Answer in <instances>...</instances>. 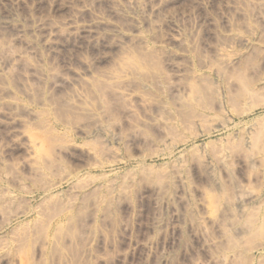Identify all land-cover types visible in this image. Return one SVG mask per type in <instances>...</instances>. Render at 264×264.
Wrapping results in <instances>:
<instances>
[{
	"label": "rangeland",
	"instance_id": "1",
	"mask_svg": "<svg viewBox=\"0 0 264 264\" xmlns=\"http://www.w3.org/2000/svg\"><path fill=\"white\" fill-rule=\"evenodd\" d=\"M0 23V264H264V0H0Z\"/></svg>",
	"mask_w": 264,
	"mask_h": 264
},
{
	"label": "bare ground",
	"instance_id": "2",
	"mask_svg": "<svg viewBox=\"0 0 264 264\" xmlns=\"http://www.w3.org/2000/svg\"><path fill=\"white\" fill-rule=\"evenodd\" d=\"M35 1V0H34ZM38 1V0H37ZM16 2V1H15ZM18 3V2H17ZM19 4V3H18ZM15 5H17V4H15ZM13 6V5H12ZM153 8V7H152ZM13 11V10H12ZM15 11V10H14ZM12 15H14V14H12ZM5 18V16H2V18ZM9 18L10 17H8V18H6V19H8L9 20ZM8 20H5V19H3L2 20V25L3 24H8ZM13 21V20H12ZM66 23H62V25L63 26H68V27H70L71 29H72V26L71 25H73L72 24V22L70 23V22H68V21H65ZM0 25H1V23H0ZM8 25H10V24H8ZM12 25V24H11ZM10 25V26H11ZM13 26H15V23H14V25ZM17 26V25H16ZM16 26H15V28H16ZM19 26V25H18ZM18 26H17V30L19 31V29H18ZM7 27V26H6ZM9 27V26H8ZM69 28V29H70ZM21 29V28H20ZM20 31H22V30H20ZM81 33L84 35V34H88L89 36L93 33H90V30H88L87 29V27L86 28H84V29H82L81 30ZM95 33V32H94ZM119 35H120V33H118ZM66 35H68V36H70V34H66ZM122 35V34H121ZM125 35V34H124ZM123 36V35H122ZM93 38V37H92ZM124 39V38H123ZM97 41V40H96ZM95 41V42H96ZM241 41H243V40H241ZM181 43V42H180ZM243 43H244V41H243ZM50 45V44H49ZM50 49V48H49ZM51 49H53L52 48V46H51ZM50 49V50H51ZM141 56L142 55H140V59L138 60H136L134 57H133V62L131 61V59H129V60H127L128 62L126 63V65L124 64V66H128V67H130L131 65H133V66H135L134 65V63H136V65H138V67L139 66H145V65H148V61H147V59H146V61H144L145 60V58H144V60H142L143 58H141ZM138 57H139V55H138ZM135 61V62H134ZM230 60H228L227 61V63L226 64H228V62H229ZM230 63V62H229ZM232 63V62H231ZM230 63V64H231ZM234 63V62H233ZM136 67V66H135ZM101 88V87H100ZM196 89V93H198V94H200L199 93V89H197V88H195ZM101 90V89H100ZM100 92H102V91H100ZM200 97H201V95H199ZM197 99H198V97H197ZM199 100H201V98H199L198 99V101ZM192 102H194V101H192ZM192 102H190L191 103V105H189L190 106V108L191 107H193V103ZM199 103V102H198ZM78 104H80V103H78ZM83 105V104H82ZM188 105V104H187ZM198 105V104H197ZM189 106H187V107H189ZM196 106V104L194 105V107ZM206 109H208V108H206ZM205 110V109H204ZM87 111H90L91 112V110H87ZM185 111H187V110H185ZM192 111H195V110H192ZM31 113H32V111H30ZM94 112V111H93ZM189 112V111H188ZM77 114V113H76ZM81 116H83L82 114H80ZM79 115V116H80ZM92 115H94V114H92ZM96 115V114H95ZM194 115H195V113H194ZM187 116V115H186ZM196 116V115H195ZM198 116H200V115H198ZM202 116V115H201ZM85 117H87V116H85ZM96 117V116H95ZM192 118V117H191ZM193 118H195L194 116H193ZM192 118V119H193ZM196 118H198V119H195L196 121H194V123H196L197 124V122L199 123L200 122V120H199V117H196ZM78 119V118H77ZM97 119V118H96ZM95 119V120H96ZM190 120V116H189V118H187L186 120L184 119V122L185 121H187V120ZM191 119V120H192ZM79 120V119H78ZM77 120V121H78ZM92 120V119H91ZM188 120V121H189ZM189 121L190 122V126L193 124H191V122L192 121ZM93 121V120H92ZM183 122V121H182ZM44 123V122H43ZM186 123H188V122H186ZM96 124V123H95ZM76 125V124H75ZM74 125V126H75ZM174 125V124H173ZM183 125V124H182ZM189 125H187V126H189ZM187 126H185V127H187ZM77 127V126H76ZM170 127V126H169ZM171 127H173L172 125H171ZM73 128V127H72ZM95 129H97V128H95ZM99 129V128H98ZM97 129V130H98ZM163 129V128H162ZM101 130V129H100ZM164 130V129H163ZM163 130H161L162 131V133H164L165 134V132L167 133L166 134V136L168 137H170V131L168 130H165V132L163 131ZM172 131H175V130H173L172 129ZM80 132V131H79ZM83 132V131H82ZM176 132V131H175ZM32 134V133H31ZM94 134V133H93ZM97 134V133H96ZM96 134H94V135H96ZM171 134H173V132L171 133ZM26 135H28V134H26ZM26 135H24L22 132L21 133H18L17 134V136H20V138H22V140L25 142V145H23L22 147V149H23V151H24V153L27 155V160L25 161V166H27V168L29 169V171L31 170V172L33 171V173H36V174H43V170L46 168V166L47 165H49V163H48V160H49V154L51 155V150H50V143H49V141H47V139L45 138V139H43V137L42 138H32L31 137V135H30V137L28 136H26ZM98 135V134H97ZM35 136V135H34ZM42 136H44V135H42ZM165 136V135H164ZM163 136V134H162V137H164ZM164 137V138H166L165 140H167V137ZM98 137V136H97ZM162 137H161V139H160V137H159V139L160 140H163L162 139ZM93 137H91V138H88V139H92ZM95 138V137H94ZM159 139H157V141H159ZM248 139H249V137H248ZM21 140V139H20ZM58 140V139H57ZM66 140V139H65ZM247 140V139H246ZM67 141V140H66ZM250 141V140H249ZM248 140H247V143H245V144H248V142H249ZM23 142V143H24ZM108 142V141H107ZM244 142V141H243ZM52 143V142H51ZM54 143V142H53ZM65 143V142H64ZM67 143V142H66ZM62 144V143H61ZM69 144V143H68ZM179 144H188V141H183V142H180V143H178V145ZM54 145V144H53ZM56 145V144H55ZM67 145V144H66ZM177 145V144H176ZM175 145V146H176ZM52 146V145H51ZM67 146H69V145H67ZM67 146H65V147H67ZM57 147H59L58 149L59 150H61L62 148H63V146L61 147L60 145H58ZM61 147V148H60ZM52 149V148H51ZM66 149V148H65ZM64 149V150H65ZM67 149H69V148H67ZM58 150V151H59ZM53 151V150H52ZM225 152H222V153H220L219 154V156H218V159H219V162L221 163V164H223V162H224V160L227 158V157H229V156H227V154L228 153H226V150H224ZM264 152V151H263ZM260 154V153H259ZM263 153H261L260 155H262ZM257 156V155H256ZM259 156V155H258ZM254 157V156H253ZM263 157H264V155H263ZM217 158V157H216ZM255 158V157H254ZM253 158V159H254ZM253 159H252V161H253ZM261 159V161H263L264 159H262V158H260ZM212 161H213V159H211V158H207V165H208V167H207V169H208V172L211 174V176H212V174H213V166H212ZM218 161V160H217ZM216 161V162H217ZM259 161V158L257 157V158H255V160H254V162H258ZM260 162V161H259ZM48 163V164H47ZM218 163V162H217ZM219 165V164H218ZM174 167H176V172L175 173H173V176H174V178H175V180H176V183H178L179 184V186L180 187H182V188H184L185 187V178L184 177H182L180 174V171L182 170V164L180 163V162H177L176 163V165H174ZM48 168H49V166H48ZM217 168V167H216ZM223 170V169H222ZM46 171H47V168H46ZM214 172H215V170H214ZM175 174H176V176H175ZM37 175V176H38ZM44 175V174H43ZM215 175V174H214ZM213 175V176H214ZM69 177V176H68ZM213 178V177H212ZM216 177H214L212 180H214ZM216 181V180H215ZM219 181V180H218ZM217 181V182H218ZM216 183V182H215ZM216 188H217V186H216ZM220 189V188H219ZM79 190V189H78ZM243 191V190H242ZM249 191H251V190H249ZM249 191H247V192H249ZM244 192V191H243ZM240 193V192H239ZM238 193V194H239ZM245 193H246V191H245ZM254 193V192H253ZM251 194V193H247V194H244V193H242V194H239L238 196H237V200H236V204L235 205H237L238 207L237 208H239L240 210L242 209H245L244 208V205H245V202L246 201H253L256 197L254 196V194ZM169 195V194H168ZM171 196H169V197H165L164 199H162V200H159L160 202H161V204L162 205H164V204H167L168 206H171V202L172 201H170V198ZM80 198V197H79ZM236 198V197H235ZM158 199V198H157ZM206 199V198H205ZM172 200V199H171ZM209 200L207 199V201L206 200H200V201H198V203L196 204L197 205V208H199V210H200V213H201V217H200V220L198 221V222H200L199 224H200V228L201 229H203L204 227H205V225L207 224L206 222L208 221V223H210L211 221L209 220V219H211L210 218V212L211 211H213V213L215 212L213 209H215V208H211V207H214L213 205H209L208 203H210V204H212L210 201L208 202ZM255 201V200H254ZM155 202H158V201H155ZM158 204V203H157ZM160 204V203H159ZM246 206V205H245ZM251 206V205H250ZM252 206H254V205H252ZM81 207V206H80ZM249 207V206H248ZM79 208V207H78ZM255 210V209H254ZM78 211H80V208L78 209ZM77 211V212H78ZM241 213H242V211H241ZM77 214V213H76ZM172 214H173V218H176V216H175V210L172 208ZM213 217V216H212ZM213 220V219H212ZM210 221V222H209ZM251 222H249V224H250ZM154 224H155V226L156 227H162L163 226V222L162 221H156V223L154 222ZM253 224V223H252ZM155 226L153 227V228H155ZM61 227V226H60ZM58 228V227H57ZM159 229V228H158ZM58 230H59V228H58ZM57 231V230H56ZM57 233H58V231H57ZM56 235V232H55V234H54V236ZM214 243L213 242H210V243H208V245H207V249L208 248H210L212 245H213ZM206 247V246H205ZM167 257L165 256V255H161V256H159V259H158V263L159 264H166L167 263ZM217 262H220V258L218 257V258H216L215 259ZM222 261V260H221Z\"/></svg>",
	"mask_w": 264,
	"mask_h": 264
}]
</instances>
